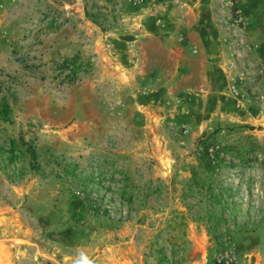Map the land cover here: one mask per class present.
<instances>
[{
  "label": "rangeland",
  "instance_id": "rangeland-1",
  "mask_svg": "<svg viewBox=\"0 0 264 264\" xmlns=\"http://www.w3.org/2000/svg\"><path fill=\"white\" fill-rule=\"evenodd\" d=\"M248 1L0 0V216L15 218L0 249L16 264H264V5ZM199 18L219 25L220 86L178 28ZM181 38L196 52L185 107L160 85L154 117L117 101L110 123L125 47L144 41L142 71L167 79Z\"/></svg>",
  "mask_w": 264,
  "mask_h": 264
},
{
  "label": "crops",
  "instance_id": "crops-1",
  "mask_svg": "<svg viewBox=\"0 0 264 264\" xmlns=\"http://www.w3.org/2000/svg\"><path fill=\"white\" fill-rule=\"evenodd\" d=\"M248 2H251V5L253 2V5H255L256 7L258 5H264V0H249ZM178 28L192 30L194 31L195 36H199V41L204 48L208 74L211 75V77H208L209 85L210 87H213V85L215 86L217 84H219V86L222 85L223 78H215L213 75L215 74L214 71L217 70L216 63L223 62L224 52L223 41L220 37L221 34L219 33V25L217 24V22H214L212 20L207 21L203 18H199V20L191 26L189 24L180 23ZM139 29H145L149 32L150 30H152L149 26ZM162 30H165V27ZM146 35L149 34L145 32L141 36L142 38H144ZM178 42V47L174 46L173 49L169 52V61L171 62L173 69L172 75L167 79L164 77H157L154 70H150L147 73H144V71H142V51L144 49V41H138L137 44H135L134 48L132 47V45H130V48L129 46L125 47V59L122 61L114 62V67L112 70H110L107 76V82L111 91V101H113L114 103V105H111V107L109 108L110 123H112L113 121L112 115H115V112L117 110V106L115 105L117 101L121 105V107L123 106V109L130 108L134 112V117L137 116L138 118H143L146 113H149V115H152V117H154L156 114L155 111L158 109L157 107L159 98L158 96H160V85L171 86V101L177 104V108H181L179 104H182L183 107H185V104L181 102V99H185L186 97L184 96H190L191 94L190 91L180 90V79L184 77H187V79L192 78V76L189 75V71L192 65L190 62L196 59V52L192 48L191 44H189L188 38L178 39ZM188 63L190 65H188ZM220 75L222 76V72H220ZM186 104L188 105V103ZM208 104L209 102L204 103L203 106H205V108H209ZM0 219H3L4 225H7L6 227L4 225L1 226L0 229L6 231L14 229V215H2L0 216ZM4 246L12 247L11 244H4ZM16 251L17 250L13 248L0 249V257L5 260L6 264H16Z\"/></svg>",
  "mask_w": 264,
  "mask_h": 264
}]
</instances>
